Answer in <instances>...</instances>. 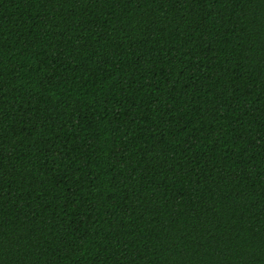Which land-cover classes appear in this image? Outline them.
<instances>
[{
	"label": "trees",
	"instance_id": "trees-1",
	"mask_svg": "<svg viewBox=\"0 0 264 264\" xmlns=\"http://www.w3.org/2000/svg\"><path fill=\"white\" fill-rule=\"evenodd\" d=\"M0 264H264V0H0Z\"/></svg>",
	"mask_w": 264,
	"mask_h": 264
}]
</instances>
